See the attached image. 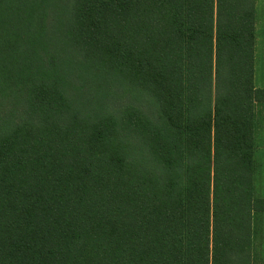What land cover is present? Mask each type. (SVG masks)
<instances>
[{
	"label": "trees",
	"instance_id": "trees-1",
	"mask_svg": "<svg viewBox=\"0 0 264 264\" xmlns=\"http://www.w3.org/2000/svg\"><path fill=\"white\" fill-rule=\"evenodd\" d=\"M255 53L256 0H0V264H253Z\"/></svg>",
	"mask_w": 264,
	"mask_h": 264
},
{
	"label": "crops",
	"instance_id": "crops-1",
	"mask_svg": "<svg viewBox=\"0 0 264 264\" xmlns=\"http://www.w3.org/2000/svg\"><path fill=\"white\" fill-rule=\"evenodd\" d=\"M254 85L256 89L264 90V0H256V53ZM255 117L256 127L254 159L257 169L254 175V190L256 195V193H258V187L260 188L259 191H261L263 186V180H261L260 177L264 176V101L257 103L255 108ZM255 230V260L253 261V264H255V262L264 264V248H259L262 244L260 241L264 240V212L256 216Z\"/></svg>",
	"mask_w": 264,
	"mask_h": 264
},
{
	"label": "rangeland",
	"instance_id": "rangeland-1",
	"mask_svg": "<svg viewBox=\"0 0 264 264\" xmlns=\"http://www.w3.org/2000/svg\"><path fill=\"white\" fill-rule=\"evenodd\" d=\"M93 111H94V113H99V111H100V109L99 108H93ZM263 177V178H262ZM260 179L261 180H263V186H262V189H261V191H259V187H258V193H256V197L257 198H264V176H261L260 177ZM264 238V237H263ZM262 244L259 246V248L261 247V248H264V240H262V241H260ZM258 243H259V241H258ZM260 248V249H261ZM258 260H259V258H258ZM255 264H259V263H257V262H255Z\"/></svg>",
	"mask_w": 264,
	"mask_h": 264
}]
</instances>
